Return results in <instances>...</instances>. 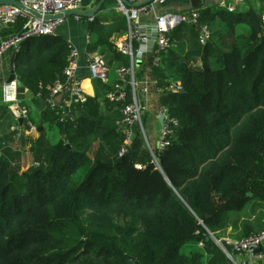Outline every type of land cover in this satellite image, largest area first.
I'll return each mask as SVG.
<instances>
[{
    "label": "trees",
    "instance_id": "1",
    "mask_svg": "<svg viewBox=\"0 0 264 264\" xmlns=\"http://www.w3.org/2000/svg\"><path fill=\"white\" fill-rule=\"evenodd\" d=\"M116 3L105 0L101 9ZM197 11L199 24L182 22L169 33L159 64L151 53L136 71L140 82L148 72L156 82L152 92L162 89L157 105L179 121L164 150H151L139 131L119 156L123 103L107 99L116 80L111 75L107 82L94 79L95 95L60 121L45 99L52 83L64 78L69 40L42 35L22 41L14 71L46 104L42 117L51 131L34 139L26 170L22 152L10 144L24 129L1 136L0 264H129L130 258L237 264L223 237L228 229L238 238L264 229V4ZM94 19L89 52L109 54V66H129L130 57L112 41L128 30L127 16ZM24 22L7 25L4 39ZM203 24L211 31L205 44ZM29 121L37 124L29 117L22 126ZM6 124L0 128H10Z\"/></svg>",
    "mask_w": 264,
    "mask_h": 264
},
{
    "label": "built area",
    "instance_id": "2",
    "mask_svg": "<svg viewBox=\"0 0 264 264\" xmlns=\"http://www.w3.org/2000/svg\"><path fill=\"white\" fill-rule=\"evenodd\" d=\"M26 9L14 4H0V24H15L19 18H24L25 22L22 30L15 35L3 39L0 43V57L6 52L12 50L19 51L22 41L33 36L56 35L60 26L65 24L67 17L59 16V14L70 11H79L84 0H18ZM96 2L97 0H91ZM119 9L127 16L128 32L125 36L116 40L115 48L118 52L128 55L131 64L129 66H119L116 68L117 77L113 89L107 93V99L114 103H123L122 118L118 120V124L124 126L125 139L124 144L119 151V156H123L129 149L133 141L134 126H139L147 144L153 150L150 137L146 132L143 124V111L149 110L147 102L152 95V86L155 81L146 78L138 81L136 71L139 66L138 59L143 60L148 53H154V64H159L161 56L159 53L166 50L170 46L169 33L182 22L190 24H199L200 12L195 10L190 14L165 13L156 14L155 6L163 3L165 0H152L143 3V0H128L129 5L117 0ZM264 4V0H260ZM29 9V10H28ZM32 11V12H31ZM34 12V13H33ZM36 13V14H35ZM155 14L157 38L153 48H148V32L143 31L140 18L142 15ZM55 16V17H53ZM77 20L81 19V15L74 14ZM89 19L93 20L94 16ZM264 19V15H263ZM211 31L207 24L200 26V41L205 44L210 38ZM69 42L68 64L64 68V78L55 80L49 87V94L45 101L47 105L54 109L60 116V121L65 120V116L70 112L73 105L85 103L88 95L82 85V79L78 76V70L81 62V52L71 40ZM87 67L90 77L108 81L112 71L108 64L106 54L97 51L90 52L87 56ZM18 79L3 84V100L9 105L14 115L18 118H29V109L20 105L18 99ZM130 87V89H129ZM180 88V87H179ZM178 89V86L177 88ZM175 89V90H176ZM162 89H157V93H161ZM37 96L41 97L42 93ZM156 117H163L164 123L161 125V137H159L160 150H164L171 141V137L175 133V127L179 124L177 118L169 113V108L165 105H159L156 108ZM37 126L31 121L28 122L29 133H36ZM3 144L0 139V151ZM156 159V158H155ZM157 160V159H156ZM218 241V240H217ZM225 241L232 251L236 254H246L250 258L257 260L264 259V252L260 250L264 245V229L254 232L249 236L242 238L225 237ZM232 259L233 256L229 253ZM237 264H250L248 261H237Z\"/></svg>",
    "mask_w": 264,
    "mask_h": 264
},
{
    "label": "crops",
    "instance_id": "3",
    "mask_svg": "<svg viewBox=\"0 0 264 264\" xmlns=\"http://www.w3.org/2000/svg\"><path fill=\"white\" fill-rule=\"evenodd\" d=\"M146 1V0H143ZM100 1L93 2L91 0H84L82 7L80 8L79 11L82 12H88L92 10ZM105 2V0H104ZM103 2V3H104ZM102 3V5H103ZM261 4L260 0H204L203 4L200 6H194L192 3V0H165L163 3H158L155 6L156 9V14L161 15L165 13H176V14H188L191 13L192 11H195L200 8H211L213 10H219V9H229V10H243V9H248L250 7L257 8ZM117 5V10L116 15L108 18H98L97 15L95 18L99 19L100 22L103 23H108L112 21L114 18L118 17L121 13L123 12L119 9V4L118 1L116 4ZM111 4L106 5L105 8L107 9V12H112ZM104 8V9H105ZM72 16L74 18H72ZM84 16L83 18L85 19L84 23H81V19L77 20L74 15L66 16L67 20L65 24L60 26L57 30L56 35H62L68 40H71V42L77 46L81 52V62H80V68L78 70V76L82 79V85L89 96H94L95 95V88H94V80L90 77V73L87 67V56L89 50L88 46L89 43L92 42V37L90 35L89 31V23L93 22L94 20L89 19L90 16ZM88 17V19H87ZM83 19V20H84ZM155 19V14L153 15H142L140 18L141 21V26L143 27V31L148 32L149 35L153 33V26L152 22ZM94 23V22H93ZM6 25L0 24V41L4 39V37L7 35L6 32ZM128 30L120 32L115 34L112 37V41L115 42L119 38L125 36L127 34ZM99 50H95L92 52H97ZM13 51H8L6 52L2 57H0V123H7L6 126H10L8 129H1L0 128V139L3 138L1 137L2 135H10L13 130L19 129L23 130L24 132V137L20 138L22 135V132H19L18 135L14 136L13 138H10V144L12 147L15 149H19L22 152V170L28 169L34 161L33 154L31 152V147L33 145L34 139L39 137L40 133L45 130L46 132H50L51 129L49 128V123L43 119L42 114H46V109L47 106L43 102L42 99L37 98L35 94H32L29 92L27 89L25 90V98L22 100L24 104L20 105L26 106L29 109V117H33L35 124L38 128L36 133H29L28 127L22 126V124L19 122V118L14 115L13 111L9 107L8 104H6L3 100V84L7 81L9 75H10V63H11V57L13 55ZM151 55V53H148L145 55L144 59L142 60V63L138 66L139 68H143L145 61L147 58ZM106 57L108 58V63L110 62V56L109 54L106 53ZM119 67L116 64L111 65L112 71H111V79L116 78L115 74V69ZM145 78H150V75L148 72L145 75ZM159 94L156 92H152L151 97H149V102H147L148 106V111L152 112V114L156 117V108H157V97ZM157 118V117H156ZM158 119V118H157ZM15 120H18L19 126L16 124ZM159 121V119H158ZM24 122V119H23ZM160 123V122H159ZM161 125V124H160ZM21 128V129H20ZM43 128V129H42ZM12 136V135H11ZM13 139V140H12ZM159 139H156L154 142L155 145H157ZM5 141V140H4ZM3 140L1 141L3 146L5 145V142ZM31 157V162L28 163V165H25V161H27V158ZM31 164V165H30ZM232 229V228H230ZM262 252H264V245L260 249ZM238 261H248L250 264H264V259L257 260L256 258H250V256L246 254H236Z\"/></svg>",
    "mask_w": 264,
    "mask_h": 264
},
{
    "label": "water",
    "instance_id": "4",
    "mask_svg": "<svg viewBox=\"0 0 264 264\" xmlns=\"http://www.w3.org/2000/svg\"><path fill=\"white\" fill-rule=\"evenodd\" d=\"M120 1H122L123 3H125L127 5L130 4L128 0H120ZM150 1H152V0H146L143 3H147V2H150ZM103 2H104V0H101L92 10H90L88 12H85V13L82 12V11H70V12L61 13V14H59V16L66 17V16H70V15H74V14L85 15V16H93V15L97 14L98 12H100L102 10L101 9V6H102V3ZM203 2H204V0H192V3H193V5L195 7L202 5ZM0 4H14V5H17V6H20V7L24 8V9H26L25 6L23 4H21L18 0H0ZM53 17H55V16H53ZM152 26H153V33L151 35H149V34L147 35L148 36V48H149V50H151L153 48V45L155 44V41H156V38H157V29H156V22L155 21L152 22ZM15 62H16V53L14 52L13 55H12V57H11L10 75H9V77H8V79H7L6 82H11V81L17 79L16 73L14 71ZM138 63L140 65V63H142V60L141 59H138ZM25 90H26L25 87H23L21 85L18 86L17 92H18V99L20 101L24 100V98H25ZM158 119H159L160 124L163 125L164 118L161 116ZM19 122L21 124H23V118H19ZM133 129H134V132L135 133H138L139 132V126H134ZM159 146H160V142L158 141L157 147L159 148ZM110 163H112V160L110 161ZM248 195L251 196V192L248 193ZM217 242L219 244H221V242L219 240ZM225 251H226V249H225ZM227 254H228L229 257H231L228 252H227ZM128 263L129 264H140V262L136 258H130L128 260Z\"/></svg>",
    "mask_w": 264,
    "mask_h": 264
},
{
    "label": "rangeland",
    "instance_id": "5",
    "mask_svg": "<svg viewBox=\"0 0 264 264\" xmlns=\"http://www.w3.org/2000/svg\"><path fill=\"white\" fill-rule=\"evenodd\" d=\"M111 8L113 9L112 12H107L106 8L102 9L100 12H98L96 15L98 18H108V17H112L114 15H116V11H118L117 9V5H112ZM72 18H74L72 16ZM84 18L81 19V23L85 22ZM143 124L144 127L146 129V132L148 133L151 143L153 144V147L155 146V140L159 139V137H161V125L158 121V119L152 114V112L148 111V110H144L143 111ZM57 139V136L55 137V140ZM31 162V157L28 156L27 161H25V165H28V163ZM31 165V164H30ZM230 237V238H238V233L236 229H228V231L225 233V235L223 237Z\"/></svg>",
    "mask_w": 264,
    "mask_h": 264
}]
</instances>
